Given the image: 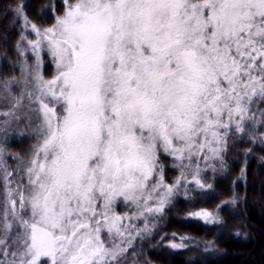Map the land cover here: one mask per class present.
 <instances>
[{
    "label": "snow or ice",
    "instance_id": "obj_1",
    "mask_svg": "<svg viewBox=\"0 0 264 264\" xmlns=\"http://www.w3.org/2000/svg\"><path fill=\"white\" fill-rule=\"evenodd\" d=\"M24 19L39 38L21 37L37 57L32 86L17 98L5 81L3 114L18 119L26 97L42 124L18 178L3 162L0 264H119L118 204L163 212L189 169L211 188L200 158L264 126V0H64L50 27ZM162 155L180 170L172 185Z\"/></svg>",
    "mask_w": 264,
    "mask_h": 264
},
{
    "label": "trees",
    "instance_id": "obj_2",
    "mask_svg": "<svg viewBox=\"0 0 264 264\" xmlns=\"http://www.w3.org/2000/svg\"><path fill=\"white\" fill-rule=\"evenodd\" d=\"M52 5L54 0H0V74L16 73L11 68L19 29L13 24L16 9L22 6L42 25L51 23ZM163 162L171 182L177 173ZM203 182L211 188L181 186L153 220L152 230L125 251L119 264H264V126L229 138ZM201 209L218 219L189 215Z\"/></svg>",
    "mask_w": 264,
    "mask_h": 264
},
{
    "label": "rangeland",
    "instance_id": "obj_3",
    "mask_svg": "<svg viewBox=\"0 0 264 264\" xmlns=\"http://www.w3.org/2000/svg\"><path fill=\"white\" fill-rule=\"evenodd\" d=\"M59 3L62 7L57 10L59 7L56 6L59 5ZM52 7L53 16L51 18L50 24L46 22V24L40 25L36 21L31 20L29 17H27L24 11L23 15H18L17 9L14 12L16 14H14L13 24H16L17 28L19 29L15 48V56L12 59L13 65L11 66V68L13 67V70L16 71V73L10 76H4L0 74V150H2V154H0V211H2V202L4 199V181L2 175L3 162L6 161L9 168L13 170L12 178H18V173L17 171H15V169L17 168V165L20 164L21 159L26 161L30 157L33 145L37 143V137L41 133L42 124V115L39 111V105L36 103H31L26 97L23 98L22 103L19 105V107L14 110L15 116L18 117V119L14 118L11 115L6 116L3 114L7 113L11 108V97H7V93L4 92L3 83L5 81H12V95L17 98L21 97L22 92L26 87V79L30 82L28 83L27 87L29 89L31 88V82L34 75V68L37 62V57L32 52L27 41L22 40L21 37L26 36L28 40H36L39 38L32 31L30 24L26 25L24 17L26 16L27 20L30 21L31 24H35L41 29L50 27L54 23V17L63 11L64 0H54V5H52ZM40 57L43 59V64L41 67L42 74L46 79H50L54 72V65L51 63L50 57L43 50V48L40 51ZM223 153L224 151L222 152V154ZM13 157H19L20 159H14ZM221 157L218 159L207 161L206 164L203 161V158H200L199 163L202 169L200 178L202 182L204 173L208 171L213 166V164L217 163V161H220ZM163 161H166L167 165L173 168V160L170 157L163 155L161 156V162L164 168L165 183L172 185L180 176V170L174 167L177 174L176 177L171 182H169L165 178L166 167ZM190 173L191 169L187 170V180L182 179L176 191L181 186L194 184L188 182L191 180ZM22 174V172L19 173V175ZM174 194L169 198V203L174 198ZM167 205H165L164 209ZM154 206L155 205L153 204V207ZM115 210L117 213L129 217V219L124 220V225L127 227V234L125 236V243L122 246L125 247L126 250L138 243L143 235L149 233L152 230L153 220L162 213L144 212L143 215H139L138 213L142 210L137 209L135 206H126L125 204H118ZM172 244L179 245L178 243ZM41 264H45V261L42 260Z\"/></svg>",
    "mask_w": 264,
    "mask_h": 264
}]
</instances>
